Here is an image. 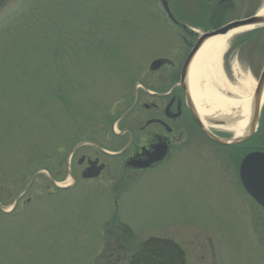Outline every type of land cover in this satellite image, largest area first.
<instances>
[{
	"label": "rangeland",
	"instance_id": "rangeland-1",
	"mask_svg": "<svg viewBox=\"0 0 264 264\" xmlns=\"http://www.w3.org/2000/svg\"><path fill=\"white\" fill-rule=\"evenodd\" d=\"M191 1L195 10L217 8L206 0ZM155 2L0 0L3 208L14 204L40 169L60 186L70 185L66 159L74 145L87 138L105 140L110 131L101 122L128 97L137 67L180 41ZM230 3L229 14L216 13L219 27L264 8V0ZM169 6L179 21L210 24L202 14L189 17L181 0ZM224 68L232 85L247 76L257 82L264 69V28L235 36ZM189 157L198 170L197 155ZM179 167L172 163L158 172L126 175L114 192L102 181L79 177L73 189L55 193L48 174H40L17 213L0 214V264H135L134 254L150 239L177 243L185 252L180 264H259L258 236L254 229L251 236L240 235L237 219L243 210L229 207L240 199L233 175L207 165L194 173L186 166L175 170ZM71 170L75 173L74 164ZM201 184L205 200L199 205L198 193L185 190ZM228 221L236 222L226 231L234 238L219 239L216 256L202 260L201 236L210 237L218 222ZM111 247L118 251L110 253Z\"/></svg>",
	"mask_w": 264,
	"mask_h": 264
},
{
	"label": "flooded vegetation",
	"instance_id": "flooded-vegetation-1",
	"mask_svg": "<svg viewBox=\"0 0 264 264\" xmlns=\"http://www.w3.org/2000/svg\"><path fill=\"white\" fill-rule=\"evenodd\" d=\"M181 2L189 17L196 18V14H202L209 19V26L192 25L177 18L172 20L171 27L175 28L180 41H176V46L170 51L152 58L144 67H137L133 93L123 102H118L115 110L101 122L110 131L105 140L87 138L74 145L71 149V165L74 164L77 172L72 171V175L75 184L79 177L81 179L85 175L83 182L102 181L106 186L115 187L111 189L114 192L117 187L123 186L126 175L158 172L172 163L180 165L179 169H175L179 171H183L182 166H186L190 167L187 169L191 172H197L207 165L217 174H232L240 199L233 204L231 200L229 207L234 205L243 210L242 217L237 219V224L242 223L240 235L246 233L247 237L251 236L254 229L260 252L257 262L264 264V104L253 130L250 127L248 132L246 130L239 135L230 127L245 118L241 111L230 112L228 116L219 114L205 118L200 115L189 83L192 66L189 63L187 67L189 58L203 37L230 23L219 27L215 24L216 13L229 14L234 7L230 0H206L207 4L216 6V10L200 11L192 7L191 0ZM155 61L158 63L152 66ZM251 119L250 114L249 123ZM202 128L207 129L213 137ZM215 140L228 142V145ZM191 155H197L195 163L200 166L198 170L191 168L190 162L194 161L193 157H189ZM247 158H252L250 168L243 173L242 165ZM135 162L149 164L148 169H135L132 166ZM189 190L186 189L185 194L198 193L199 199L195 203L203 204L205 195L200 197V194L205 192L204 185ZM29 191L20 193L14 203L18 206ZM30 203V198L25 200V205ZM17 206L13 213L17 211ZM253 207L256 211H252ZM2 208L0 204V214L6 215ZM235 223L218 222L210 237L203 233L199 245V257L202 260L216 256V250L221 245L219 239L227 241L234 238L226 231ZM148 252L150 257L153 256L154 248H149ZM168 254L173 256L170 251Z\"/></svg>",
	"mask_w": 264,
	"mask_h": 264
},
{
	"label": "bare ground",
	"instance_id": "bare-ground-1",
	"mask_svg": "<svg viewBox=\"0 0 264 264\" xmlns=\"http://www.w3.org/2000/svg\"><path fill=\"white\" fill-rule=\"evenodd\" d=\"M260 15L264 16V8ZM249 30L251 29H239L209 40L195 58L189 76L192 97L202 117L219 114L228 116L234 111L245 114L243 120L230 127L239 135L248 128L251 101L257 82L247 76L238 86L232 85L225 75L223 63L235 36Z\"/></svg>",
	"mask_w": 264,
	"mask_h": 264
},
{
	"label": "water",
	"instance_id": "water-1",
	"mask_svg": "<svg viewBox=\"0 0 264 264\" xmlns=\"http://www.w3.org/2000/svg\"><path fill=\"white\" fill-rule=\"evenodd\" d=\"M243 28H250V29L264 28V16L257 15L251 19L246 20V21L233 23L232 25L228 26L227 28L220 30L214 34L209 35L208 38H215L219 35H227L231 31H235V30H239V29H243ZM198 49H199V46L195 50L194 54L197 52ZM263 98H264V73H263V76L260 80L259 86L256 90L254 100L252 103V112H251L252 113V121L250 124L251 131L253 130L255 124L258 121L259 112L261 109ZM248 161H249V159L247 160V162H245L243 169L245 168ZM148 165L149 164H146V163L145 164L138 163L137 165H134V167L138 168V169H144V168L148 167Z\"/></svg>",
	"mask_w": 264,
	"mask_h": 264
},
{
	"label": "trees",
	"instance_id": "trees-1",
	"mask_svg": "<svg viewBox=\"0 0 264 264\" xmlns=\"http://www.w3.org/2000/svg\"><path fill=\"white\" fill-rule=\"evenodd\" d=\"M157 248V250H159L160 248L159 247H156ZM171 248V247H170ZM167 249V248H166ZM159 255H161V253H157V257H155V264H167L165 261H164V259L161 257L160 258V256ZM137 260H138V258H135V264L137 263ZM146 260V257L145 258H143V259H141V261H140V263H142L143 261H145ZM175 264V263H174Z\"/></svg>",
	"mask_w": 264,
	"mask_h": 264
}]
</instances>
